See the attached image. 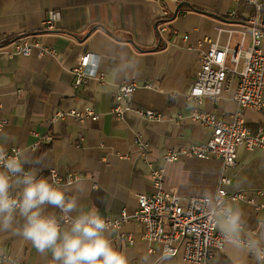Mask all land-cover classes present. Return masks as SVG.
Segmentation results:
<instances>
[{"label":"crops","instance_id":"0c3cea01","mask_svg":"<svg viewBox=\"0 0 264 264\" xmlns=\"http://www.w3.org/2000/svg\"><path fill=\"white\" fill-rule=\"evenodd\" d=\"M52 10L61 16L54 29H47ZM233 11L238 19L230 17ZM253 11L244 0H0V93L7 120L1 144L7 150L23 149L39 161L35 167L42 177L53 167L63 176L82 174L60 186L104 217L119 218L125 208L133 213L137 194L155 191V168L164 169L166 186L177 187L185 204L191 196L215 195L226 174L231 177L226 188L245 191L252 200L227 205L241 214L239 237L228 238L207 264L237 259L259 264L247 243L264 241V208L256 209L264 202V146H241L231 167L218 157L181 154L175 161L165 159L168 150L208 138L209 130L191 117L196 108L227 118L241 111L251 131L264 129V108H241L235 101L236 80L219 98L206 96L199 103L189 97L200 58L210 48L199 40L219 37L222 45L238 46L243 21ZM21 36L55 52L40 56L34 47L31 55L16 53L13 42ZM250 43L247 37L245 46ZM87 53L95 55L96 63L89 67L93 74L78 84L75 69ZM133 81L138 87L131 109L117 117L112 109L119 85ZM87 107L100 113V119H52L58 112ZM146 109L162 111L165 118L149 119L141 113ZM143 229L136 219L110 229L109 238L130 264H189L180 255L164 256L160 243L144 239ZM3 254L23 264H50V255L12 231H0Z\"/></svg>","mask_w":264,"mask_h":264},{"label":"built area","instance_id":"2783aa9c","mask_svg":"<svg viewBox=\"0 0 264 264\" xmlns=\"http://www.w3.org/2000/svg\"><path fill=\"white\" fill-rule=\"evenodd\" d=\"M254 7L243 21L242 39L238 46L222 45L217 39L205 38L199 40V44L208 42L209 50L200 58V67L197 71L189 97L197 102H201L206 96L219 98L224 90L236 80V90L234 99L241 107H251L261 110L264 108V1L244 0ZM61 12L50 11L48 19L45 21V28L54 29L55 22L60 19ZM230 17L238 19L237 11L230 13ZM222 28H218L221 32ZM188 35L184 38L188 39ZM251 39L247 47L246 39ZM13 46L16 53L31 55L34 47H39V55L55 51L49 47L41 45L39 42L31 41L29 36L18 37ZM243 65L240 66L242 64ZM96 63L95 55L92 53L83 54L79 57L78 66L75 69L77 74L76 83L81 84L90 74H93L89 67ZM138 84L124 82L114 97L113 113L117 117L131 109V100ZM88 108V109H87ZM84 110L71 109L67 112H58L52 119L73 115L79 120L93 119L99 120L101 114L87 107ZM3 101L0 93V135L7 123L3 117ZM149 119H163L165 113L152 109L142 110ZM194 121L200 123L209 130L208 138L202 143L193 144L190 147H182L168 150L165 159L167 161L177 160L181 154L195 155L208 159L218 157L222 159L225 167L237 164L238 150L241 146L253 149L264 146V129L260 127L253 132L248 127L247 121L241 111L232 114L230 118L219 112L194 109L191 114ZM52 139V135L48 136ZM0 145L1 142H0ZM18 148L8 150L12 154ZM82 174L71 173L63 176L59 169L53 167L49 169L45 178L50 182L55 179L62 184L72 183L81 178ZM152 183L155 186L153 193H138V208L130 213L127 208L123 209L119 218L105 217L111 227H120L131 219H136L143 224L144 239L161 244L163 255H180L184 262L189 264H207L215 249H223L228 238L218 230L217 221L222 208H227L230 202L242 200H252L245 191L230 192L226 185L231 183V177L223 174L220 185L212 196L213 203H206V196H191L187 203L182 202L177 187L166 186L164 169L155 168L152 171ZM222 203L217 204L215 197L219 193ZM263 194V191H259ZM264 208V202L257 203L256 209ZM60 215V214H59ZM57 215V216H59ZM152 252H155L153 249ZM0 264H23L8 254L0 257Z\"/></svg>","mask_w":264,"mask_h":264},{"label":"clouds","instance_id":"9594fccd","mask_svg":"<svg viewBox=\"0 0 264 264\" xmlns=\"http://www.w3.org/2000/svg\"><path fill=\"white\" fill-rule=\"evenodd\" d=\"M38 163L23 149L9 154L0 145V231H12L39 253L50 255V264H130L109 238L111 225L100 211L81 205L77 196L66 195L55 179L50 182L40 176ZM223 195L217 194V204ZM205 200L213 203L210 195ZM217 224L227 238L236 240L242 228L239 210L222 208ZM247 248L264 264V241L251 239Z\"/></svg>","mask_w":264,"mask_h":264}]
</instances>
